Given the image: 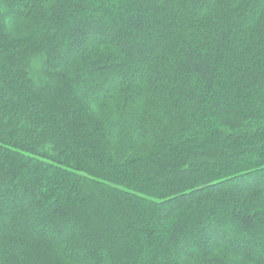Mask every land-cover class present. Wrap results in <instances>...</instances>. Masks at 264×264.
Here are the masks:
<instances>
[{"label":"trees","instance_id":"1","mask_svg":"<svg viewBox=\"0 0 264 264\" xmlns=\"http://www.w3.org/2000/svg\"><path fill=\"white\" fill-rule=\"evenodd\" d=\"M0 264H264V0H0Z\"/></svg>","mask_w":264,"mask_h":264},{"label":"rangeland","instance_id":"2","mask_svg":"<svg viewBox=\"0 0 264 264\" xmlns=\"http://www.w3.org/2000/svg\"><path fill=\"white\" fill-rule=\"evenodd\" d=\"M99 37H102V36H100V35L98 34V35H96L95 38L98 39ZM101 51H106V52H107V49H105V48H100V49H98V50H97L98 55H99V53H100ZM75 65H76V66H79V63H75ZM128 73H130V72H128ZM106 79H107V78H102V79L96 81V82H95V85H100V86H102V87L104 88V87L107 85V80H106Z\"/></svg>","mask_w":264,"mask_h":264}]
</instances>
